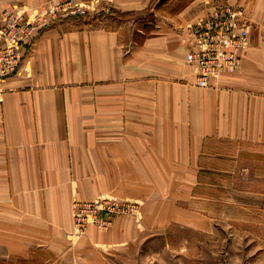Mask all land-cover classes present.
<instances>
[{"label": "crops", "instance_id": "0c3cea01", "mask_svg": "<svg viewBox=\"0 0 264 264\" xmlns=\"http://www.w3.org/2000/svg\"><path fill=\"white\" fill-rule=\"evenodd\" d=\"M50 1L0 0V12ZM114 1L119 11L148 2ZM154 1L145 32L140 17L52 20L0 84V235L10 252L71 246V202L99 196L136 200L145 230L174 223L176 212L186 227L202 226L208 213L175 200L207 199L193 193L205 145L236 142L264 153V0ZM210 3L242 9L246 43L236 68L202 87L183 62L192 45L186 25ZM129 218L117 216L104 232L85 227L79 240L125 245ZM261 254L247 258L254 264Z\"/></svg>", "mask_w": 264, "mask_h": 264}, {"label": "rangeland", "instance_id": "374dc122", "mask_svg": "<svg viewBox=\"0 0 264 264\" xmlns=\"http://www.w3.org/2000/svg\"><path fill=\"white\" fill-rule=\"evenodd\" d=\"M72 1L86 9L87 13L81 17L85 18L84 21L90 16L94 19L105 14L120 20L140 17L137 28L141 27L143 32L152 27L151 11L157 6L156 1L148 0L142 9L119 11L120 6H112L120 5L114 0ZM46 5L50 4L42 3L34 10L38 12L45 9ZM170 27L173 28V25ZM184 64L188 66L185 62ZM161 119L160 127L165 128L166 125ZM204 153L201 159L203 166L197 176L203 183L196 185L193 193L196 196L204 194L207 199H190L185 202L176 199L175 203L176 206L190 205L192 208L203 209L208 215L205 217L206 223L202 224L207 227H186L176 212L175 216L171 217L174 223H165V226L159 227L162 225L160 222L156 230H145L138 202L132 198L116 197H107L109 203L114 204L118 211L112 213L109 219H105L107 224L100 226L93 213L88 217L92 222L77 223L72 216L73 205L93 202L95 199L100 204L103 200L99 199L103 196L90 201L73 200L70 206L72 231L66 234L71 246L54 250L49 246L45 248L26 244L27 250L16 249L13 253L8 250L7 239L0 235V264H252L247 257L250 254L262 255L264 249V232L261 227L264 224V215L260 212L264 196V153L254 151L252 147L242 143L216 141L208 142ZM182 190L181 187L176 191ZM177 195L179 194L176 193V197ZM162 209L164 210V207ZM117 216H128L133 222V226L126 230V239L129 237L127 245L97 246L79 240L85 233V227L92 226L96 231L104 232ZM163 218L166 217H158V221H163ZM247 228L253 231L251 235L255 236L254 245L253 237L249 236L248 239L251 240H247ZM19 245H22L21 242L16 246ZM75 245L76 248H73ZM254 264H264L262 256Z\"/></svg>", "mask_w": 264, "mask_h": 264}, {"label": "built area", "instance_id": "2783aa9c", "mask_svg": "<svg viewBox=\"0 0 264 264\" xmlns=\"http://www.w3.org/2000/svg\"><path fill=\"white\" fill-rule=\"evenodd\" d=\"M49 4L38 12L15 5L0 12V84L19 71L22 56L38 31L57 18L87 13L83 5L72 0H51ZM241 17L240 7L210 3L205 15L186 25L192 45L184 53V62L198 86H214L220 75L236 68L246 43V24ZM99 200L103 201L75 203L74 221L92 222L88 217L93 213L100 226L107 224L105 219L118 212L117 207L107 197Z\"/></svg>", "mask_w": 264, "mask_h": 264}, {"label": "trees", "instance_id": "16d2710c", "mask_svg": "<svg viewBox=\"0 0 264 264\" xmlns=\"http://www.w3.org/2000/svg\"><path fill=\"white\" fill-rule=\"evenodd\" d=\"M130 15V14H129Z\"/></svg>", "mask_w": 264, "mask_h": 264}]
</instances>
